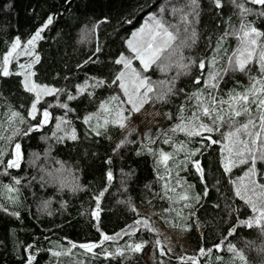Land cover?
<instances>
[{"label":"trees","instance_id":"16d2710c","mask_svg":"<svg viewBox=\"0 0 264 264\" xmlns=\"http://www.w3.org/2000/svg\"><path fill=\"white\" fill-rule=\"evenodd\" d=\"M164 2L165 0H0V64L15 38L19 37L21 42L27 41L51 16L52 24L44 29L41 33L42 39L36 43L35 52L39 55L40 61L32 69L36 73L33 80L56 88H65L76 95L75 85L83 84L87 77L110 81L115 70L120 67L113 61L121 52L130 54L126 40L131 38L132 33L151 14L157 13ZM202 3L203 10L197 24L202 38L195 48L185 52V55L195 58L204 54L209 36H217L230 24L239 23L227 0L222 15L216 14L210 6V0H202ZM105 19H107L106 23H99L98 29L95 32L90 31L88 39L82 40L81 33L84 29H91L94 23ZM249 19L255 20L257 25L264 28V18ZM97 43L102 48L96 58L97 62L78 67L92 56ZM234 45L235 40H230L229 46L234 47ZM198 73V67H194L192 75L181 77L177 87L192 91L191 81ZM146 75H150L154 80L164 78L155 68ZM169 75H174V72H170ZM237 79L243 84L248 82L246 76L237 73L235 77L226 80L223 88H232ZM91 83L93 81L90 80L89 84ZM87 91H94L95 96L89 97ZM114 92H119L115 86L94 90L88 88L84 94L77 95L72 101H67L63 93L59 94L58 98L46 96L41 99L38 109L48 108L53 118L64 115L65 110L58 106L60 103L69 104L73 111L68 119L72 120V127L76 129L78 138L76 140L65 138L58 143L52 137V133L56 131L55 119H51L43 128L29 136L14 137V142L21 144L20 151L23 155L19 168L5 169L7 160L13 158L9 153L13 151L14 143L4 142L5 155L3 162L0 163V184H10L13 178H19L21 186L18 203H8L7 212L3 210V204L7 202L6 197L5 200L0 201V264H26L29 254L35 257L32 264H80V262L82 264H143V253L148 248L150 252H155L158 258H164L168 264H180L176 259L180 256L173 257L168 253L160 255V250H164V246L161 244L159 249L154 246V241L159 239L156 231L143 230V226H141L142 230L131 239L148 243L141 253L132 254L127 259L120 256L106 258L103 254L97 257L79 248L73 249L72 254L69 255L60 257L52 255L53 251H63L70 247L68 241L77 244L98 242L100 233L97 231V225L102 231L112 235L135 219L148 218L152 228L155 229L150 216L134 215L119 202L121 198L119 191L122 192V188L118 191L114 190L118 172L130 170L135 166V161L123 162L110 154V143L119 136L121 129L110 126L107 135L96 136L82 122L84 115L96 110L99 100L107 98ZM33 99L34 95L25 91L20 75L15 74L14 64H11L10 74L6 77L0 75V125L4 127V131L0 134L4 136L13 134L9 125L5 123L10 111L19 112L28 123L37 122L28 117ZM181 102L182 98H173V103L170 104L150 103V105L160 107L163 112L170 111L175 114ZM174 122L166 119L163 128L167 129ZM17 126L23 129L27 124ZM213 138L220 139L219 133H215ZM175 139L181 141L188 138L184 133L178 132L175 134ZM189 146L202 148V154H198L197 158L206 176L205 182L201 183L200 175L190 163L185 165L186 171L179 172L183 182H186L182 184V188L186 187V184H191L193 185L191 194H199L202 197L201 202L195 205L196 215L187 221H182L187 225L186 230L177 227L173 219L174 212L160 215L163 208L168 207V203L154 199L160 206L157 218L166 227L187 233L195 251L184 255L185 257L197 255L198 264H233L235 258L226 251L214 250L211 254L198 255V250L201 247L211 248L227 234L230 225L238 223V219H246L251 215V209L235 197L231 183L232 180L240 177L234 176L233 173L245 166L241 165L234 168L232 173L225 174L221 167L220 145L209 143L207 147H202L200 138L196 137ZM136 147L140 150L142 145L138 144ZM152 147L173 151L169 145L162 143L153 144ZM110 156L114 161L111 165L106 163ZM138 157L152 159L154 170L141 180L130 184L124 196L129 195L131 202L142 204L145 197L144 188L147 185L150 188L151 185L153 197L162 191L163 181L157 179L155 158L152 155L145 150L144 154L137 155ZM177 159H183V153H180ZM109 168L113 170L115 177L110 184L105 176ZM5 171L7 175L4 174ZM73 186H77L78 190L73 191ZM104 187H108L109 190L100 197L99 220H95L90 214L92 210H96L94 196ZM205 188L208 190L207 196H203ZM46 201L47 206H45ZM226 204L233 205L239 211L229 215L225 208ZM216 205L219 207H215ZM175 207L179 208L181 204H176ZM188 211V209L184 210L185 215ZM166 219L170 222L166 223ZM229 239L244 252L248 264H264V252L259 250L264 247V235L260 233L259 228L241 227L237 234ZM128 240L129 237L125 236L115 244H124ZM115 244L106 242L105 247L111 245L114 248ZM249 244L253 246L249 247ZM56 245L59 247H55ZM94 251L99 252L100 249ZM217 256H221L222 260L218 261ZM235 264H241V261L235 259Z\"/></svg>","mask_w":264,"mask_h":264},{"label":"snow or ice","instance_id":"6c2138e0","mask_svg":"<svg viewBox=\"0 0 264 264\" xmlns=\"http://www.w3.org/2000/svg\"><path fill=\"white\" fill-rule=\"evenodd\" d=\"M227 3L234 10L233 14L238 17V25L230 24L219 35L209 36L204 54L195 58L185 55V52L195 48L202 38L197 29L203 10L202 0H165L159 11L151 14L145 24L126 40L130 54L126 55L121 52L113 61L120 67L115 70L110 81L87 77L83 84L75 85L76 95L65 88L37 83L32 79L36 75L32 69L36 63H39V55H35L34 59L27 64H19V68L23 71L15 74L24 77L22 85L25 91L34 95L28 110V117L37 122L28 123L19 112H9L5 123L9 125L13 134L8 136L0 134V163L3 162L5 155L3 145L7 141L14 143V150L9 153L13 158L7 160L4 167L5 169L19 168L23 155L20 151L21 144L14 142V137L29 136L43 128L51 119L57 121L56 131L52 133V137L58 143L65 138L71 140L78 138L76 129L72 127V120L68 119L73 111L69 104L60 103L58 106L65 110L64 115L53 118L48 108L41 110L37 107L42 94L58 98L59 94L63 93L67 101H72L77 98V95L84 94L88 88L93 90L113 86L118 88V93L114 92L107 98L99 100L96 110L82 117L83 124L96 136L107 135L110 126L125 129L127 121L133 114L139 113L146 104H170L173 103V98H182L175 114L170 111L164 113L167 120L175 122L167 129L157 130L155 138H152L150 132H145L140 141L142 148L136 152L137 155H143L146 150L155 158L157 179L163 181V184L161 185L162 191L156 193L153 199L166 201L168 207L163 208L160 215L174 212L175 226L186 230L187 225L182 221H187L196 215L195 205L201 202L202 197L199 194H191L193 188L191 184H186V187L182 188V184L186 182H183L179 172L186 171L185 165L190 163L200 175L201 183L206 180L204 168L197 158L198 154H202V148H192L189 145L196 137L200 138L202 147H207L209 143L220 145L221 167L225 174L232 173L234 168L241 165L245 166L243 175L232 180L231 183L235 197L251 209V215L246 219H238V223L230 225L227 234L223 235L218 243L213 244L211 248L201 247L198 255L211 254L214 250L226 251L235 259H239L241 264H248L244 252L239 250L229 238L236 235L241 227L248 229L257 227L264 235V179H261L264 178V172L257 171L258 164H264V28L257 25L255 20L249 19L250 17L264 18V0H227ZM210 6L217 15H222L226 6L225 0H210ZM52 22L53 17L49 16L43 27L37 29L23 45L19 37L12 41L9 51L3 55L0 75L6 77L10 74L8 65L14 55L17 57L20 55L33 56L36 41L42 39L41 33ZM102 22L106 23L107 19L94 23L91 29H84L81 33L82 40H87L89 32H95L99 23ZM230 40H235L234 47L229 46ZM20 49L23 50L18 51ZM101 51L102 48L97 43L92 56L78 67L96 63V58ZM134 61L139 62L138 67L134 66ZM194 67H198L199 73L195 74L191 81L193 90L178 88L177 82L181 77L192 75ZM153 68L161 72L164 78L154 80L150 75H146ZM170 72H174V75H169ZM237 73L247 77V84L237 79L232 88H223L226 80L235 77ZM90 80L93 83L89 84ZM87 95L94 97L95 92L87 91ZM25 124L27 126L23 129L17 126ZM3 131V125H0V133ZM135 132V128L128 129L127 135L113 147L114 155H119L120 149L126 144L136 143L135 140L128 139ZM178 132L184 133L188 139L177 141L175 134ZM215 133H219L220 139L213 138ZM160 143L169 145L173 151L152 147L153 144ZM180 153H183V159L178 160L177 156ZM113 162L111 156L106 160L109 165ZM174 172L175 175H173ZM4 174L7 175V171ZM130 175L134 173L124 174L122 185L126 183ZM105 176L109 184L115 178L111 168L107 170ZM53 179L56 178L53 177ZM20 186L21 179L19 178H13L10 184H0V201L5 200V197L7 201L3 204L5 212L8 210V203H18ZM177 189L181 191L178 192ZM76 190L78 187L73 186V191ZM108 190V187H104L98 195L94 196L96 210H92L90 214L95 220H99L100 197H103ZM207 195L208 190L205 188L203 196ZM47 204L46 201L45 206ZM176 204H181V207H175ZM225 208L229 215L239 211L231 204H226ZM185 209L189 210L187 215L184 213ZM132 211L136 212V209L132 208ZM12 214L19 215L18 213ZM165 222L170 221L166 219ZM141 226L143 230L156 231L152 228L148 218L135 219L112 235L105 233L97 225V231L100 233L98 242L77 244L68 241L70 247L63 251H53L52 255L56 257L69 255L72 254L73 249L79 248L97 257L103 254L106 258L120 256L127 259L132 254L141 253L148 243L131 239L142 230ZM125 236L129 237L128 241L124 244H115ZM106 242H113L115 247L111 245L105 247ZM160 245L161 241L156 239L154 246L159 249ZM251 246L253 245L249 244V247ZM95 249H100V251L96 252ZM259 250L264 252V247ZM171 251L170 248L167 252L160 250V255H166ZM34 259L35 257L29 254L26 264H32ZM176 259L180 264H198L197 255L180 256ZM216 259L221 261L222 257L217 256ZM235 259L233 264H235Z\"/></svg>","mask_w":264,"mask_h":264},{"label":"rangeland","instance_id":"374dc122","mask_svg":"<svg viewBox=\"0 0 264 264\" xmlns=\"http://www.w3.org/2000/svg\"><path fill=\"white\" fill-rule=\"evenodd\" d=\"M146 21H144L141 24V26L144 25ZM141 26L138 29H140ZM137 30H135L134 32H136ZM23 43L24 42H22V45ZM36 43H35V48H36ZM22 50L23 49H20L18 51H22ZM35 55H37L35 52V49H34V54L32 57L25 56V55H20L17 57L14 55L8 65L9 72H10L11 64H14L15 73L23 71L22 69L19 68L18 65L21 63L27 64L31 62V60L34 59ZM134 66L138 67L139 62L138 61L134 62ZM20 77H21V80L23 81L24 77L23 76H20ZM44 97L46 96L42 94L41 99H43ZM157 113H159V115H157ZM164 113L165 112H163V110L160 107L151 106L150 103L144 105V107L141 109L139 113L133 114L131 119L127 121V127L125 129H121L119 136L116 139L111 141L110 154L114 158L120 161H123V162L135 161L134 167H132L130 170H120L115 179L114 190L118 191L120 188L123 189L122 192L119 191V194L121 195L120 196L121 198H119V202H121V204L126 206V208L129 211H132V208H135L136 212L132 211L134 215L150 216L154 222L153 224L156 229V234L158 238L160 239L161 244L164 246V251L167 252V249L170 248L172 251L168 253V255L176 257V256H184L187 254L194 253L195 248L194 246L190 244L188 237H187V233L185 231L168 228L157 218V212L160 210V206L157 204V202L152 197L151 185H150V188H149V185H147V187L144 188L145 192L143 194H145V197H144L142 204L131 202V198L129 195L128 196L126 195V197L124 196L127 193V188L130 184H133L137 182L138 180H141L147 173L154 170V167L152 165L153 164L152 159H146L142 157L137 158L136 152L138 151V149L136 145L141 144L140 141L142 137L144 136L145 132H150L151 135L155 137L157 130L166 129V128H163V125L166 123V118H165ZM132 128H135L136 132L132 136H129L128 139L135 140L136 143L126 144L120 149L119 155H114L112 151L113 147L115 146L117 142H119L124 136L127 135L128 129H132ZM62 134L63 133H59V135H62ZM243 169L244 168L236 170L233 173L234 176L235 175L242 176L241 174L243 173ZM257 171L264 172V164H258ZM126 173H134V175H130L126 183L122 185L121 181L122 179H124V174ZM149 201H151V203H149ZM161 262L162 264H168L164 258H161V257L158 258L155 252L153 253L150 252V248L144 251L143 264H161Z\"/></svg>","mask_w":264,"mask_h":264}]
</instances>
